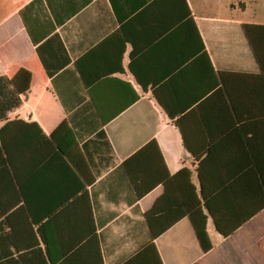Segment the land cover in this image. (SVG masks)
Listing matches in <instances>:
<instances>
[{"label":"crops","instance_id":"0c3cea01","mask_svg":"<svg viewBox=\"0 0 264 264\" xmlns=\"http://www.w3.org/2000/svg\"><path fill=\"white\" fill-rule=\"evenodd\" d=\"M245 26L264 0H0V78L30 74L0 101V264H264Z\"/></svg>","mask_w":264,"mask_h":264},{"label":"trees","instance_id":"16d2710c","mask_svg":"<svg viewBox=\"0 0 264 264\" xmlns=\"http://www.w3.org/2000/svg\"><path fill=\"white\" fill-rule=\"evenodd\" d=\"M244 33L248 40L250 49L253 53V56L258 63V65L263 68L264 67V27H256V26H245ZM262 40V41H261ZM22 79L19 84L15 87H12V83L5 78H0V101H2V110H12L13 108L18 107L21 104L20 99H18V94H24L26 92L25 85L30 80V74L26 71L21 73ZM66 128V124H61L57 131H61ZM193 225L195 228L197 240L202 248L204 253L209 252L213 244L211 242L210 236L207 232V220L202 222L194 221ZM224 237H228V235H224ZM1 258H5L10 261V255L0 254Z\"/></svg>","mask_w":264,"mask_h":264}]
</instances>
